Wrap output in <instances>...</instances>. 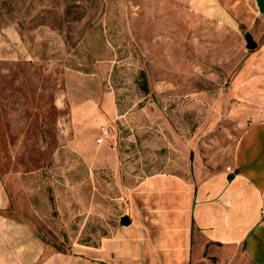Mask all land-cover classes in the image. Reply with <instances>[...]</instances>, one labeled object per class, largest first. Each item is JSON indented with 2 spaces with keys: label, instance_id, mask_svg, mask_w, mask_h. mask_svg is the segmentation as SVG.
Here are the masks:
<instances>
[{
  "label": "rangeland",
  "instance_id": "374dc122",
  "mask_svg": "<svg viewBox=\"0 0 264 264\" xmlns=\"http://www.w3.org/2000/svg\"><path fill=\"white\" fill-rule=\"evenodd\" d=\"M260 113L255 0H0V174L40 177L50 249L111 236L147 177L228 168Z\"/></svg>",
  "mask_w": 264,
  "mask_h": 264
},
{
  "label": "crops",
  "instance_id": "0c3cea01",
  "mask_svg": "<svg viewBox=\"0 0 264 264\" xmlns=\"http://www.w3.org/2000/svg\"><path fill=\"white\" fill-rule=\"evenodd\" d=\"M257 118L228 168L128 188L130 224L93 246L50 249L32 221L48 222L35 196L40 177L0 174V264H264V115Z\"/></svg>",
  "mask_w": 264,
  "mask_h": 264
},
{
  "label": "water",
  "instance_id": "95a60500",
  "mask_svg": "<svg viewBox=\"0 0 264 264\" xmlns=\"http://www.w3.org/2000/svg\"><path fill=\"white\" fill-rule=\"evenodd\" d=\"M259 9L260 14L264 15V0H255ZM246 41V48L248 50H255L258 48V43L254 39L251 33L247 32L244 35ZM121 223L124 226H128L130 224V219L128 216H123L121 218Z\"/></svg>",
  "mask_w": 264,
  "mask_h": 264
},
{
  "label": "built area",
  "instance_id": "2783aa9c",
  "mask_svg": "<svg viewBox=\"0 0 264 264\" xmlns=\"http://www.w3.org/2000/svg\"><path fill=\"white\" fill-rule=\"evenodd\" d=\"M102 131L104 132L105 135H108V133H109L108 130H106L105 128H103ZM99 142H102V141H99ZM228 170H229V169H228Z\"/></svg>",
  "mask_w": 264,
  "mask_h": 264
}]
</instances>
